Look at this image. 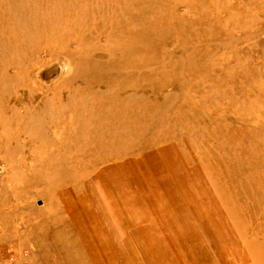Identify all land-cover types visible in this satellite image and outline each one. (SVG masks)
Masks as SVG:
<instances>
[{
	"label": "rangeland",
	"instance_id": "374dc122",
	"mask_svg": "<svg viewBox=\"0 0 264 264\" xmlns=\"http://www.w3.org/2000/svg\"><path fill=\"white\" fill-rule=\"evenodd\" d=\"M101 263L264 264V0H0V264Z\"/></svg>",
	"mask_w": 264,
	"mask_h": 264
},
{
	"label": "bare ground",
	"instance_id": "6f19581e",
	"mask_svg": "<svg viewBox=\"0 0 264 264\" xmlns=\"http://www.w3.org/2000/svg\"><path fill=\"white\" fill-rule=\"evenodd\" d=\"M96 254V253H95ZM94 258H96V257H94ZM101 258V257H100ZM99 259V258H98ZM102 262V261H101ZM102 264V263H101Z\"/></svg>",
	"mask_w": 264,
	"mask_h": 264
}]
</instances>
